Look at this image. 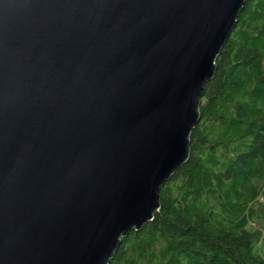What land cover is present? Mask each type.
Returning <instances> with one entry per match:
<instances>
[{
    "label": "water",
    "instance_id": "obj_1",
    "mask_svg": "<svg viewBox=\"0 0 264 264\" xmlns=\"http://www.w3.org/2000/svg\"><path fill=\"white\" fill-rule=\"evenodd\" d=\"M245 0H0V264H109L188 159Z\"/></svg>",
    "mask_w": 264,
    "mask_h": 264
},
{
    "label": "trees",
    "instance_id": "obj_2",
    "mask_svg": "<svg viewBox=\"0 0 264 264\" xmlns=\"http://www.w3.org/2000/svg\"><path fill=\"white\" fill-rule=\"evenodd\" d=\"M199 113L158 211L109 264H264V0H245Z\"/></svg>",
    "mask_w": 264,
    "mask_h": 264
}]
</instances>
